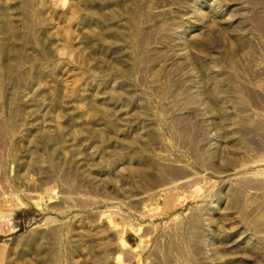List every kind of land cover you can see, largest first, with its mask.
<instances>
[{"label": "rangeland", "instance_id": "obj_1", "mask_svg": "<svg viewBox=\"0 0 264 264\" xmlns=\"http://www.w3.org/2000/svg\"><path fill=\"white\" fill-rule=\"evenodd\" d=\"M0 264H264V0H0Z\"/></svg>", "mask_w": 264, "mask_h": 264}]
</instances>
